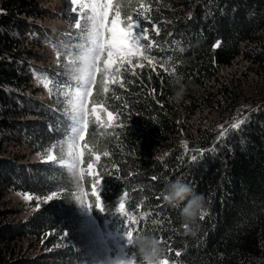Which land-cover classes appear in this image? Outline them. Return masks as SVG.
Returning <instances> with one entry per match:
<instances>
[{
	"label": "trees",
	"instance_id": "obj_1",
	"mask_svg": "<svg viewBox=\"0 0 264 264\" xmlns=\"http://www.w3.org/2000/svg\"><path fill=\"white\" fill-rule=\"evenodd\" d=\"M48 2L0 0V264H86L83 207L104 243L127 258L135 253L134 264L143 262L126 245L129 229L165 241L170 264H264V95L246 106L241 77L228 72L240 63L243 75H264V0H143L145 16H137L142 0H112L121 27L131 15L148 30L155 70L147 60L135 69L120 62L108 91L104 83L94 88L113 117L111 126L106 112L87 117L95 179L81 178L84 197L59 155H45L61 152L72 132L65 92L76 80L62 64L90 21L72 30L69 0L51 10ZM51 12L67 29L41 23ZM52 51L62 53L61 63ZM166 61L175 76L161 67ZM37 68L48 78L47 93L34 86ZM177 81L187 89L179 103ZM176 179L204 197V219L187 229L180 208L160 196ZM14 193L28 198L24 215L8 204Z\"/></svg>",
	"mask_w": 264,
	"mask_h": 264
},
{
	"label": "snow or ice",
	"instance_id": "obj_2",
	"mask_svg": "<svg viewBox=\"0 0 264 264\" xmlns=\"http://www.w3.org/2000/svg\"><path fill=\"white\" fill-rule=\"evenodd\" d=\"M111 0H108L107 4H84L82 8H90L92 14L87 17V19L91 22V28L88 29L85 33L81 34V39L76 43L81 47H69L67 52L69 54H75L79 51H84L92 60H93V71L83 80L78 81L76 85L67 84L66 87L69 89L70 100L69 103L71 105V119L73 122L72 132L74 134V139L68 143V160L60 161L63 166H66L72 170L79 171L81 174L83 173V169L79 167V165L83 164V152L80 150L79 141H82L84 136L83 133L87 128V117L89 114L88 111V98L91 96L93 85L96 81V76L98 73H104V91L107 92V85L110 82H115V78H109L108 73L114 63L117 62H126L133 69L137 67H144V63L142 60H147L150 65H152L153 70H155V57H152L150 54V48L152 46V41L147 35V29H145L139 20L135 19L133 16H129V23L124 27H117L118 20L114 17L111 21V28H109L106 24V18L108 16V10L111 9ZM139 8L142 11L137 12V16H145L146 13L150 11V6L146 5L143 0L139 5ZM119 16V11L116 12V17ZM77 28H80V24L77 23ZM155 28V26H154ZM158 32V29H156ZM143 40H148L149 44L145 45L142 43ZM220 42L218 41L214 47H219ZM106 58L103 60L104 67L101 69L99 67V63L101 61V57L105 56ZM62 55L60 51L57 52L58 63H61L59 57ZM132 57H138L136 63L132 62ZM171 58H168L170 61ZM67 60L65 64L62 66H66ZM167 61L164 64H161L163 70L171 76H175L177 69L175 64H173L170 68L167 66ZM177 63H179L177 61ZM116 71H121L120 68H116ZM133 74H135L133 72ZM45 87H48L47 80L44 83ZM92 112H96V108L92 109ZM109 117V125L111 126V119L113 114L108 112ZM99 119V118H98ZM243 123V120H238L236 123L232 125L233 128H238L240 124ZM223 135V133H222ZM107 155V153H105ZM49 159H56L54 156H49ZM100 156L96 155L95 160H99ZM93 167L92 163L88 164V168L91 169ZM99 183V182H98ZM162 196V193H160ZM49 200L51 197L48 198ZM97 199L101 200L98 195L97 189ZM102 201V200H101ZM98 207H101L98 205ZM120 211H125V204L123 200L119 205ZM102 210V207H101ZM206 212H202L200 219H204ZM187 229V225L184 226ZM127 241L131 242L137 235H134V230L129 229L126 234ZM160 243H165L162 239H159ZM169 251L171 249L169 248ZM175 255L178 257L181 255L180 252H176ZM137 259L136 254L133 253L131 256L128 255V264H134V261ZM160 264H170V257H163L160 261ZM171 264H176L175 261H171Z\"/></svg>",
	"mask_w": 264,
	"mask_h": 264
},
{
	"label": "rangeland",
	"instance_id": "obj_3",
	"mask_svg": "<svg viewBox=\"0 0 264 264\" xmlns=\"http://www.w3.org/2000/svg\"><path fill=\"white\" fill-rule=\"evenodd\" d=\"M61 0H50L48 2L47 6H53L54 3L58 6V9L60 8ZM108 0H69V11L73 12V16L75 17V20L70 24V27L72 30H78L79 28L76 27L77 23L83 20V18L88 17L89 15L92 14V11L90 8H82V5L84 4H93V3H98V4H107ZM112 2V0H111ZM116 18L118 20L117 27L120 26V21L119 17H116V14L108 10V16L106 18V24L109 28H111V21L113 18ZM44 26H46L49 29L53 30H65L67 29V24L63 20V17H58L57 15H54V13H49V15L44 18L41 22ZM84 28V29H83ZM91 28V22H89V25H86V27H82L80 29L78 35H77V41L81 39V34L85 33L88 29ZM81 47L82 46H78ZM82 51V50H81ZM52 57L56 58L57 52L52 51ZM106 58L105 56L101 57V61L99 63V67L102 69L104 67L103 60ZM64 60V59H63ZM67 58H65L64 62H66ZM120 62L114 63L108 73L109 78L114 76V71L117 68V64ZM32 71V76L31 78L33 79L34 86L36 88L41 87L45 93L49 91V81L48 78H46L40 69H33ZM245 68L242 64L236 63L233 64L230 68H228V72H237L238 75L241 77V82H242V92H244L242 96V100L244 101L246 106L253 102L254 100H259L258 98L264 95V75L260 76L258 79L256 78H251V74H246L243 75ZM242 73V75L240 74ZM47 80L48 82V87L44 86L45 81ZM74 80V79H73ZM104 73H98L96 76V81L95 84L93 85L91 96L88 98V117H91L94 120H99L102 118V114L104 116L105 112H108L104 107L101 105V102L98 100L97 97L94 96V88L99 86L100 89V84H103L104 82ZM76 84L78 81H75ZM66 90V89H65ZM101 90V89H100ZM39 95V94H38ZM41 96V95H39ZM42 97V96H41ZM65 98L67 100L68 104V109L71 112V105L69 103L70 96H69V90L65 92ZM96 108V112L93 113L92 109ZM233 116V115H232ZM99 118V119H98ZM218 126L222 124H217ZM84 136V133H83ZM74 134L69 131L68 137L64 138V145L62 146L61 152H59L58 149H50L49 151L46 152L45 158H49V156L53 155H59L60 161L63 160H68V143L73 140ZM79 146L80 150L83 152V164L79 165L80 168L83 169V173L81 174L78 170L74 172V170L70 169L72 171V176L74 179V186L77 191V196L79 197H84L85 191H87V188L83 190L81 183V178L84 179V175L87 176V179L91 182V184L94 182V168L92 167L91 169L88 168V164L92 163L93 165V152L94 150H91L89 148L88 143L85 141L83 138L82 141H79ZM88 151L89 156L88 158H84V152ZM68 168V167H67ZM93 186V185H92ZM92 186H90V191L93 190ZM81 200V199H80ZM83 200V199H82ZM11 207H15L18 211L19 214L24 215L25 210H29L30 208L28 207V198L25 195H20L18 193H14L10 196V201L8 203ZM85 208H82L83 212V222L81 223L80 227V234L84 238V241L86 243V248H87V254H88V260L86 264H106V261L112 258H117L121 260H127V256L124 254V251L121 248H112L111 246H108V244H105L103 241V238L101 235L98 233L96 227L90 222L88 216L85 213Z\"/></svg>",
	"mask_w": 264,
	"mask_h": 264
},
{
	"label": "clouds",
	"instance_id": "obj_4",
	"mask_svg": "<svg viewBox=\"0 0 264 264\" xmlns=\"http://www.w3.org/2000/svg\"><path fill=\"white\" fill-rule=\"evenodd\" d=\"M66 70L74 80L83 81L93 71V60L84 52L79 51L67 56ZM186 85L176 82L173 99L179 103L185 93ZM162 199L169 206L180 208L181 218L185 225L190 226L200 218L204 212V197L181 179L171 180L162 191ZM183 205V207H180ZM126 245L136 249V253L143 264H160L163 248L158 238L149 234H140ZM106 264H128L127 260L112 258Z\"/></svg>",
	"mask_w": 264,
	"mask_h": 264
},
{
	"label": "water",
	"instance_id": "obj_5",
	"mask_svg": "<svg viewBox=\"0 0 264 264\" xmlns=\"http://www.w3.org/2000/svg\"><path fill=\"white\" fill-rule=\"evenodd\" d=\"M108 113H106V118H107V120H109V117H108V115H107Z\"/></svg>",
	"mask_w": 264,
	"mask_h": 264
}]
</instances>
